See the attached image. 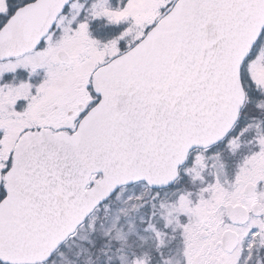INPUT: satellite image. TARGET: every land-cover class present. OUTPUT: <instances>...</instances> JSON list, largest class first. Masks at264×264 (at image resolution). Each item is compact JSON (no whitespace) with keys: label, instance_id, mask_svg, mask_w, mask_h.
Segmentation results:
<instances>
[{"label":"snow or ice","instance_id":"obj_1","mask_svg":"<svg viewBox=\"0 0 264 264\" xmlns=\"http://www.w3.org/2000/svg\"><path fill=\"white\" fill-rule=\"evenodd\" d=\"M0 264H264V0H0Z\"/></svg>","mask_w":264,"mask_h":264}]
</instances>
